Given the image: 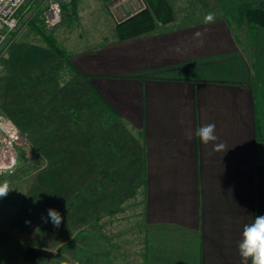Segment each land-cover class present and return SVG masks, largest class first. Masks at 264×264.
Returning <instances> with one entry per match:
<instances>
[{
    "label": "crops",
    "instance_id": "crops-1",
    "mask_svg": "<svg viewBox=\"0 0 264 264\" xmlns=\"http://www.w3.org/2000/svg\"><path fill=\"white\" fill-rule=\"evenodd\" d=\"M111 1L104 0L105 14H88L84 23L87 14L78 13V24L52 36L143 137V217L139 235L109 237L102 253L81 246L77 264H242L243 227L264 215V27L230 22L233 14H216L204 25L205 14H176L171 4L172 21L120 39L117 23L133 14L117 21L108 11ZM31 30L44 44L22 43L23 50L13 42L0 91L8 75L21 74L22 51L50 49ZM196 31L204 33L202 46L192 39ZM209 123L226 153L196 135ZM122 240L132 258L125 253L119 263L113 250Z\"/></svg>",
    "mask_w": 264,
    "mask_h": 264
},
{
    "label": "trees",
    "instance_id": "trees-1",
    "mask_svg": "<svg viewBox=\"0 0 264 264\" xmlns=\"http://www.w3.org/2000/svg\"><path fill=\"white\" fill-rule=\"evenodd\" d=\"M145 2L144 9L117 23L116 32L120 39L153 31L174 19L175 11L169 0ZM69 3L73 5L71 13L68 4L62 2L64 14L77 20L76 2L70 0ZM229 21L264 27V3L241 5ZM39 22L34 18L30 24L50 49L22 51L23 70L19 76L9 73L14 77L8 75L11 79L5 85V95L13 99L9 112L20 130L33 145L43 148L45 155H51L53 168L46 177L50 190L57 195L62 187V190L65 188L73 194V200H81L80 184H74L76 181L71 179H79L74 174L78 168L79 172L83 170L82 173H86L84 179H88L90 167L95 175L92 185L96 189L88 196L81 192L86 204H91L94 196L95 204L102 201L118 205L127 191L133 188V181L140 182L143 193L146 185L143 137L127 131L119 110L93 85L91 76L82 73L70 56L57 46L53 32L46 31ZM16 57L19 59V53ZM12 59H5V64ZM59 160L64 164L57 163ZM65 161L72 165L67 166ZM73 163H76L75 167ZM63 173L66 174V182H71L68 188V182L65 187L61 186L63 181L57 180L64 176ZM106 187H115L114 202L111 196L107 197ZM86 208L88 211V206ZM87 211L83 212L86 214ZM5 237L6 234L0 233V240Z\"/></svg>",
    "mask_w": 264,
    "mask_h": 264
},
{
    "label": "rangeland",
    "instance_id": "rangeland-1",
    "mask_svg": "<svg viewBox=\"0 0 264 264\" xmlns=\"http://www.w3.org/2000/svg\"><path fill=\"white\" fill-rule=\"evenodd\" d=\"M169 1L171 2L170 4L175 6L176 14H206L208 12H215L216 14L234 15L236 10L243 4L264 3V0ZM62 2L68 4V10L71 13L73 5L69 3L70 0H62ZM75 2L78 13L87 14L80 18L84 23L85 21H90L88 14L94 16L95 14H105L104 12H107L105 11L104 0H75ZM117 2L120 3L118 6L122 10L114 8V4ZM138 4H141L140 0H112L107 3V7L109 13L113 12L117 14L119 19H122L126 14H134L140 11L143 6L142 4L141 6ZM126 5H129L130 8H125ZM118 14H120V17ZM94 19L95 17L92 18V21ZM78 22L79 20H73L71 16H68L65 22L57 27L56 32L60 30L61 34L67 31L71 25L75 26L78 24ZM39 24L42 25L41 22ZM29 25L25 26L26 28L23 27L16 37V42L21 43L17 47L18 49H26V46L22 43L44 44L41 37L31 30V24ZM93 25L95 26L94 23ZM80 31L87 37V30L82 28ZM10 52L11 49L6 54V60L9 59ZM6 69L7 67L5 66V70L0 76L3 74L7 75ZM5 93L4 91H0V117L8 118L16 124L12 118L13 115L9 112L13 99H9L10 97L6 98ZM35 121L40 122L39 119H35ZM125 127L129 133L134 136L136 135L129 127L126 125ZM23 135L27 136L25 133ZM4 149L0 142V183L7 181L10 187L15 190L11 191L6 198L0 200V233L6 234L5 239L0 240V264H32L24 260V253L30 246L44 247L54 251L60 250L59 256L50 259L39 258L38 264H77L76 255L83 250L81 246L89 254L93 249L97 252L102 249L100 251L102 253L103 249L105 251L108 249L114 235L117 239L123 237L134 238L136 235H139V222L143 217L142 206L144 202L143 189L140 182L133 181V188L127 191L118 205H110L102 201L95 204L94 196L91 204H86L84 203V194H81V192H85L88 196L91 191L96 189L92 185L95 175L93 172L91 173L90 167L88 169L90 172L88 179H84L86 173L83 174V170L79 172L78 168L77 171H74V174H77L79 179L75 178L71 180L76 181L74 184H80V190L78 191H81L79 193L81 200H73V194H70V191H67L65 188L62 190L61 187L57 195L50 190L46 177L49 170L53 168V162L51 161V155H45V151L42 150L43 148L41 149L31 142L28 147L26 145L15 146L12 149L13 154L5 153ZM57 163L64 164L62 160H59ZM65 163L67 166L72 165L68 161H65ZM73 165L75 167L76 163H73ZM62 175L64 176H60L57 180L58 182L63 181L64 184H61V186H65L68 182V188L71 182L68 180L66 182V174L63 173ZM89 180H91L90 183L88 182ZM112 188L106 187L107 191L105 193L107 197L111 196L114 202L115 187ZM102 203L103 205H101ZM48 208H55L63 217L59 228H54L50 222L43 223L41 221V216H46ZM98 208L100 209L98 210ZM83 211H87V213L85 214ZM26 221H30V223H26ZM125 241L127 240L121 241V248L109 250L111 253L112 250L115 251L116 262L120 263L123 261L125 253L126 257L132 258L130 256L131 252L126 249ZM132 243L128 241V245ZM99 247L100 250H98Z\"/></svg>",
    "mask_w": 264,
    "mask_h": 264
},
{
    "label": "built area",
    "instance_id": "built-area-1",
    "mask_svg": "<svg viewBox=\"0 0 264 264\" xmlns=\"http://www.w3.org/2000/svg\"><path fill=\"white\" fill-rule=\"evenodd\" d=\"M125 1V0H123ZM144 9L146 3L140 0ZM120 3L114 4L119 8ZM141 4H138L141 6ZM141 9V10H142ZM111 12V11H110ZM112 16L119 21L117 14ZM120 17V14H118ZM64 11L62 0H0V74L5 69V57L23 27L37 18L48 32H53L63 22ZM0 142L5 153L13 154L12 149L17 145L29 146L30 140L23 135L20 128L12 120L0 117ZM8 149V150H7Z\"/></svg>",
    "mask_w": 264,
    "mask_h": 264
},
{
    "label": "clouds",
    "instance_id": "clouds-1",
    "mask_svg": "<svg viewBox=\"0 0 264 264\" xmlns=\"http://www.w3.org/2000/svg\"><path fill=\"white\" fill-rule=\"evenodd\" d=\"M215 20L216 13L208 12L203 17V24L210 25ZM203 35V32L196 31L192 39L198 41L202 46L204 42ZM196 135L203 144L212 143L214 152L226 153L228 151L225 143L218 142L219 137L216 134V125L214 123L203 125L197 130ZM13 190L15 189L11 188L7 181L0 183V200L6 198ZM41 221L43 223L50 222L54 228H59L63 217L55 208H48L46 216H41ZM26 223H30V221H26ZM238 251L242 264H264V215H257L251 223L244 225L242 239L238 244Z\"/></svg>",
    "mask_w": 264,
    "mask_h": 264
},
{
    "label": "water",
    "instance_id": "water-1",
    "mask_svg": "<svg viewBox=\"0 0 264 264\" xmlns=\"http://www.w3.org/2000/svg\"><path fill=\"white\" fill-rule=\"evenodd\" d=\"M60 255V250H51L44 247L30 246L24 253V260L32 264H38L39 258H54Z\"/></svg>",
    "mask_w": 264,
    "mask_h": 264
},
{
    "label": "bare ground",
    "instance_id": "bare-ground-1",
    "mask_svg": "<svg viewBox=\"0 0 264 264\" xmlns=\"http://www.w3.org/2000/svg\"><path fill=\"white\" fill-rule=\"evenodd\" d=\"M42 24V23H41ZM43 26V25H42ZM44 28V27H43Z\"/></svg>",
    "mask_w": 264,
    "mask_h": 264
}]
</instances>
